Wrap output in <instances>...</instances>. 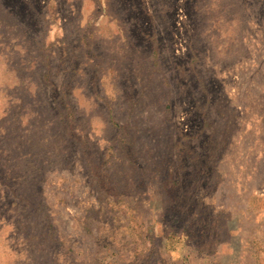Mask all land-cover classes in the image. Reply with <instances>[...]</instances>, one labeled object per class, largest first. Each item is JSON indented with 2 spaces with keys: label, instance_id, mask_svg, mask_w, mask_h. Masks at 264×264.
<instances>
[{
  "label": "rangeland",
  "instance_id": "374dc122",
  "mask_svg": "<svg viewBox=\"0 0 264 264\" xmlns=\"http://www.w3.org/2000/svg\"><path fill=\"white\" fill-rule=\"evenodd\" d=\"M0 264H264V0H0Z\"/></svg>",
  "mask_w": 264,
  "mask_h": 264
}]
</instances>
